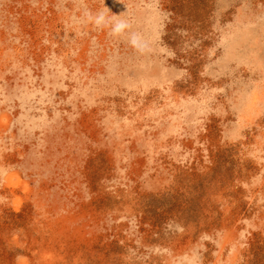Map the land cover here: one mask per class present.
Segmentation results:
<instances>
[{
  "label": "rangeland",
  "instance_id": "obj_1",
  "mask_svg": "<svg viewBox=\"0 0 264 264\" xmlns=\"http://www.w3.org/2000/svg\"><path fill=\"white\" fill-rule=\"evenodd\" d=\"M0 264H264V0H0Z\"/></svg>",
  "mask_w": 264,
  "mask_h": 264
}]
</instances>
